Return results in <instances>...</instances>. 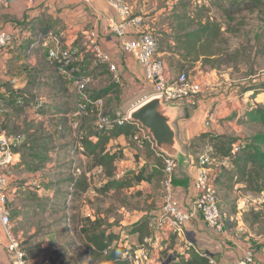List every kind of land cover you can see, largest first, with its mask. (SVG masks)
I'll list each match as a JSON object with an SVG mask.
<instances>
[{
  "label": "crops",
  "instance_id": "0c3cea01",
  "mask_svg": "<svg viewBox=\"0 0 264 264\" xmlns=\"http://www.w3.org/2000/svg\"><path fill=\"white\" fill-rule=\"evenodd\" d=\"M142 12H135V15L147 16ZM152 17H154L152 20L157 19L156 16ZM110 19L119 21L120 17L104 0H90L89 3L84 0H0V32L13 31L16 35L12 44L0 50V70L2 71L0 132L23 136V142L13 147L15 160L5 169V172L10 178L8 198L13 213L12 234L19 244V249L25 255L26 264L65 262L67 260L65 255L62 257L55 253L56 242L62 235L60 230L66 231L67 247L82 246L85 251L83 259L90 264H95L90 262L87 255L89 248L84 243L82 245L76 237L79 235L85 217L91 220H104L103 227H107L108 231L119 233L120 226L117 225L120 220L115 218L113 210L108 212L103 204L104 194L97 191V188L107 181L101 175V168L88 170L91 160L76 149L77 140L72 143V137L71 139L69 137L68 141L69 131L65 129L63 119L57 117L53 111L42 109L48 102L43 92L45 85L56 84L59 89L61 87L68 89V96L73 99L72 101L68 97V101L71 102L67 109L70 125L71 115L78 100V95L74 92L71 83L60 75L49 61L45 63L48 57L43 41L45 34L49 31L63 33L65 43L77 48L79 59L82 60L85 53L89 51L88 34L95 30L102 50L110 55L121 73L123 83L117 86L121 89L122 101L149 88L150 84L145 80L142 64L122 47L123 41L132 38L134 34L130 33L126 38H118L109 28ZM146 20H150V17L144 18L145 24ZM43 51L47 58H43L41 53ZM161 53L164 55L166 51L160 52V55ZM102 66L103 69H97L91 75L94 88L92 93L106 88L100 80L111 75L108 67ZM93 76L98 79V82L100 81L99 86L94 82ZM111 95L112 93L108 96ZM40 96L46 97V104L36 109L34 103ZM105 99L106 97L104 101L107 104ZM191 104L195 105L190 102L178 105L174 127L180 145L185 142L183 139L188 141L200 135L197 115L199 109L188 112L189 118L184 112L185 107ZM19 111L20 116H18ZM90 112H96V110L92 109ZM15 114L16 117H14ZM25 115H31L33 122L27 123ZM10 126H14L13 130ZM89 129L92 130L82 127V134L87 135L95 130L96 120ZM43 130H47L48 133ZM71 130L74 138L76 132L72 127ZM133 144L137 146L136 149L132 146ZM109 147L123 148L125 157L117 162V169L123 170L124 173L139 171L144 166H147L148 171L154 164L155 155H162L151 145L140 146L124 135L113 139ZM134 154L135 158L131 161L129 156ZM187 160L190 168L187 173L183 170L185 175L177 177V179H187V183L174 186L175 199L184 210L190 207L197 192L194 186L197 167L193 165L194 160L191 155ZM74 165H78L83 172L82 176L76 179L78 182L75 185V179L72 176ZM84 180H87L90 186L87 190H80V182ZM152 182L143 181L128 190H141L139 192H142L145 202L149 205L154 188ZM111 194L113 191L106 195ZM148 209L141 208L139 218L124 225L125 231L144 216H157L161 210V204ZM151 233V236L146 237L143 243L139 242L136 234L129 233L125 236L127 238L122 237L119 243L121 244L124 240V245L130 248L149 243L157 257L165 248H169V253L182 255L181 258L172 259L171 264H182L181 259L189 257L186 253L188 248L200 254L210 253L216 264H234L250 249L249 246L231 236L227 230L219 233L209 227L200 216L188 221L182 234L161 236L153 231ZM8 244L6 233L0 229V264H16L17 262L16 253L8 249ZM252 251L254 260L250 264H264V248L258 247Z\"/></svg>",
  "mask_w": 264,
  "mask_h": 264
},
{
  "label": "rangeland",
  "instance_id": "374dc122",
  "mask_svg": "<svg viewBox=\"0 0 264 264\" xmlns=\"http://www.w3.org/2000/svg\"><path fill=\"white\" fill-rule=\"evenodd\" d=\"M183 1L193 6L198 0ZM200 1H206L209 4L208 15L211 19L216 20L222 25L226 43L221 44L219 49L226 52L234 50L240 51V60H238L236 64L232 66H222L220 69L215 70L210 69L208 66H203L202 62H196L194 65L191 63L176 64L175 60L171 59L167 47H169L171 43V38L169 36V33H171L170 24L174 22L175 10L181 11L180 5L175 10L173 9L176 7L175 5L178 0H130V3L133 7L135 6L134 13L143 11V14H147V16H143V18L150 17V20H146V25L153 30L161 49L160 52L166 51L164 55L161 53V56L167 62L171 72L175 74L179 71L186 70L191 78L200 81L203 85V92L198 97V100L195 101V105L193 106L191 104L185 107L186 110H184V112L187 114V118L190 117L188 112L190 113L192 109H199L197 115L199 117L200 134L205 132L226 134L237 138L241 142L259 131H264V126L251 124L244 120V114L249 108L264 106V23L258 11H251L244 5H233V7L231 1L234 0ZM225 9H230L227 15L224 12ZM152 16H156L155 18L157 19L152 20V18H154ZM41 53L43 58H45V52L43 51ZM85 57L93 61L91 64V71H93L94 67L103 69V66L97 62L90 51L85 53ZM45 63H48V60ZM93 77L96 85L99 86V82L101 81L105 84L104 87H111L112 95L105 99L107 100V104L105 103V112L115 117H117L118 114H127L134 107L152 98L151 96L154 94L152 86L149 85L147 90L140 91L133 97L122 101V97H120L121 89L113 82L112 75L102 78L99 82L95 76ZM61 83L63 82L61 81ZM253 86L260 87L256 94L252 91L245 92L247 88ZM43 89L48 99L46 106L42 108L43 111H53L57 114V117L62 118L66 131H69L68 141L69 137L70 139L72 137L71 142H75L78 133H76L73 138L72 126L69 124L67 117V109L69 105H71L70 100L68 101V97L73 101L71 96H68V89L62 87L59 89L56 87V84L54 86L51 84H49V86L45 85ZM92 90H94V88L92 83H90L88 93L94 96ZM20 114L19 111L18 116H20ZM96 114V112H90L85 116L82 125L84 129L92 130L89 128L92 127L97 119ZM14 117H16V114ZM25 117L27 123L33 122V119L30 118L31 115H25ZM28 118L30 119L28 120ZM49 119L52 120L51 118ZM207 122H210L209 126H207ZM13 127L14 126H10L12 130ZM46 131L47 130H43V132L48 133ZM64 140L66 139L64 138ZM183 141L185 142L181 147L183 148L184 156L186 159H188L190 155L193 157V165L197 167L198 171L200 168V157L208 153L209 144L201 140L198 136L188 141L183 139ZM132 146L135 149L137 148L135 144ZM129 157L132 161V159L135 158V154ZM163 160L164 158L162 159V164L164 163ZM188 168H190V164L180 165L175 170L174 177L185 175ZM162 174L155 172L152 182V185L154 184L152 200L149 199L151 201L149 205H147L148 202H145L142 192H137L141 190L137 189L104 195L103 204H105V208L108 209V212H112L113 210L115 218L120 220L117 226H120L118 231L122 233L121 237H125L128 233L125 231L126 227L124 225L136 221L140 216L139 211L141 208L142 210H149L148 208H151V206L161 204L162 179L164 177ZM218 195L221 209L225 215L227 232L241 241L244 245L249 246L251 250H255L258 247L264 248V220L260 225H255L253 227L243 220L245 212H256L264 208L262 206L264 202V193L233 192L226 197L218 192ZM235 198H237L236 214L232 212L230 205V202ZM60 233H62V235H60L56 242L57 250L55 253L62 257L65 255L67 260L65 262H54L52 264H90L83 259L85 255L84 248L77 245L67 247L68 236H65L66 231L60 230ZM76 237L83 245L84 242L80 236L77 235ZM144 244L152 251V247L149 243ZM171 254L179 257L177 253ZM161 255L165 256L164 253H161ZM161 255L159 253V257L162 259Z\"/></svg>",
  "mask_w": 264,
  "mask_h": 264
},
{
  "label": "trees",
  "instance_id": "16d2710c",
  "mask_svg": "<svg viewBox=\"0 0 264 264\" xmlns=\"http://www.w3.org/2000/svg\"><path fill=\"white\" fill-rule=\"evenodd\" d=\"M231 2L232 6L244 5L251 11H258L264 23V0H234ZM179 5L181 11L175 10ZM175 6L173 9L176 14L174 13L175 18L173 19L174 22L170 24L171 33H169L171 43L167 47V51L176 64L191 63L194 65L196 62H202L203 66L215 70L220 69L222 66H232L240 60L239 50L226 52L219 49L221 44L226 43L224 31L222 25L208 15L209 4L206 1L198 0L192 6L190 3L178 0ZM224 12L227 15L230 9H225ZM92 62L85 56L82 60L79 59L77 62V66H79L78 73L85 76L92 75L98 69L94 67L91 71ZM84 64L85 66H83ZM259 88L257 86L249 87L245 92L252 91L256 94ZM111 90V87H107L94 93V96L88 94L94 100L104 99L112 93ZM92 109L95 108L90 107L87 115ZM105 114L110 115L106 112ZM112 117L113 119L116 118L115 116ZM244 120L251 124L264 126V106L249 108L244 114ZM134 131L135 123L131 121L124 126L114 125L106 131L95 129L87 135L84 134L80 139L81 144L84 146L83 154L91 160L88 170L96 167L101 168V175L107 180L101 187L97 188L98 192L106 195L111 191L128 190L143 181L152 182L155 172L160 174L163 172L162 175L164 176L165 163L162 164L163 157L162 155H155V161L150 170L147 171V166H144L139 171H128L123 173L120 178H116L117 162L122 160L125 154L123 148H110L109 144L119 136L130 137ZM199 138L209 144L206 155L211 162L210 166L215 170L213 183L225 224V215L220 206L218 192L226 197L233 192L264 193V131H259L241 142L233 136L212 132L201 133ZM145 145L150 146L148 143H145ZM77 182L78 180L76 182L74 180V185ZM186 183L187 179L174 177V186L185 185ZM89 186V182L84 180L80 182L79 188L80 190H87ZM230 205L232 212L236 214L237 198L233 199ZM262 206L264 207V202ZM149 217V215L144 216L132 224L127 231L129 234H136L140 243H143L145 238L150 237L152 234L149 228ZM263 218L264 208L256 212H245L243 215L244 222L251 227L260 225L264 220ZM104 225L105 221L101 219L91 220L89 217L83 219L79 236L84 245L89 248L87 255L90 262L95 264H131L124 256L132 248L125 246L124 240L121 241V244L119 243L122 233L117 234L108 231L107 227H103ZM115 241L117 243L114 244ZM168 250L169 248H165L160 251V255L161 253L165 254V256L161 255L162 260H164L162 264H171V260L176 257ZM186 253L189 254V257L182 258V264H210V255L200 254L192 248H188ZM178 256L182 257L179 253Z\"/></svg>",
  "mask_w": 264,
  "mask_h": 264
},
{
  "label": "built area",
  "instance_id": "2783aa9c",
  "mask_svg": "<svg viewBox=\"0 0 264 264\" xmlns=\"http://www.w3.org/2000/svg\"><path fill=\"white\" fill-rule=\"evenodd\" d=\"M89 3L90 0H84ZM120 17L119 21L110 19L109 28L118 38H126L133 33V37L126 39L122 43L123 50L130 53L139 61L145 72V80L153 88V96L160 97L163 102L180 104L185 102L195 103L203 92V85L200 81L190 77L186 70L177 73L171 72L167 62L160 55V46L152 29L148 28L141 15H135L134 7L130 0H104ZM16 38L15 32H0V50L8 47ZM43 44L47 48L49 63L55 70L63 75L71 83L74 92L78 95L76 107L71 115V126L76 131V149L84 152V146L80 139L83 137V119L90 107L97 110L96 130L106 131L114 125L124 126L131 122L130 112L118 114L115 119L105 114V101L103 98H90L87 89L91 83V77L80 75L77 62L79 60L78 49L73 45H67L64 41L63 33L49 31L45 34ZM88 47L97 62L108 67L112 75L113 82L122 84V76L117 65L112 61L110 55L104 52L100 46L98 35L95 30L88 34ZM2 71L0 70V86L2 84ZM46 104V97L40 96L34 103L36 109H40ZM207 126L210 122L206 123ZM138 145L145 143L151 145L155 150V142L148 131L140 124L135 123V131L130 136ZM23 142L21 134L9 135L0 132V229L6 233L8 239V249L17 255L16 264H26L25 255L19 249L18 242L12 234V209L9 205L8 189L10 186L9 175L5 172L13 161L15 155L13 147ZM165 168L162 180V202L161 210L157 216L149 217V228L157 235H172L184 233L185 225L188 221L200 216L209 227L219 233L226 231L220 211L216 188L213 183L215 170L210 166L207 155L200 157V168L194 177L196 196L187 210L182 209L175 199L174 172L178 167V162L173 158L162 154ZM124 171L117 169L116 178H120ZM82 175V170L78 165H74L72 176L76 179ZM124 258L131 264H162L163 260L157 257L145 244H140L132 248L125 254ZM254 260L252 250H247L244 257L234 264H250ZM210 264L216 261L210 257Z\"/></svg>",
  "mask_w": 264,
  "mask_h": 264
},
{
  "label": "water",
  "instance_id": "95a60500",
  "mask_svg": "<svg viewBox=\"0 0 264 264\" xmlns=\"http://www.w3.org/2000/svg\"><path fill=\"white\" fill-rule=\"evenodd\" d=\"M179 104L165 103L160 97H152L130 112V119L142 125L152 136L156 148L180 165L188 164L181 145L178 143L174 123L177 119ZM211 255L210 253H204Z\"/></svg>",
  "mask_w": 264,
  "mask_h": 264
}]
</instances>
